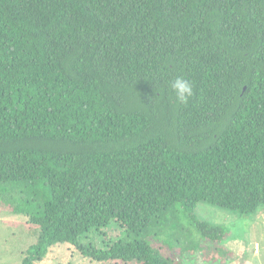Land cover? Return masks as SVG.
Masks as SVG:
<instances>
[{
    "label": "trees",
    "instance_id": "1",
    "mask_svg": "<svg viewBox=\"0 0 264 264\" xmlns=\"http://www.w3.org/2000/svg\"><path fill=\"white\" fill-rule=\"evenodd\" d=\"M201 201L264 208V0H0V202L39 229L22 264L57 243L175 264L145 235L178 211L224 240Z\"/></svg>",
    "mask_w": 264,
    "mask_h": 264
},
{
    "label": "rangeland",
    "instance_id": "2",
    "mask_svg": "<svg viewBox=\"0 0 264 264\" xmlns=\"http://www.w3.org/2000/svg\"><path fill=\"white\" fill-rule=\"evenodd\" d=\"M198 220L225 225L230 232L222 241L204 239L178 211L166 214L152 225L145 238L172 257L175 264H264V208L258 214H240L201 201L193 211ZM122 232L114 221L93 234L98 246L117 240ZM39 235L37 226L22 213L0 202V264H22L26 250ZM36 264H125L120 260L96 261L84 256L71 243L50 247L45 259Z\"/></svg>",
    "mask_w": 264,
    "mask_h": 264
},
{
    "label": "clouds",
    "instance_id": "3",
    "mask_svg": "<svg viewBox=\"0 0 264 264\" xmlns=\"http://www.w3.org/2000/svg\"><path fill=\"white\" fill-rule=\"evenodd\" d=\"M170 87L175 92L176 99L180 103L187 104L194 95L192 84L181 76H177L174 80L170 81Z\"/></svg>",
    "mask_w": 264,
    "mask_h": 264
}]
</instances>
